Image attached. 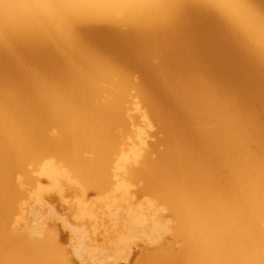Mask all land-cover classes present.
<instances>
[{"label":"bare ground","instance_id":"bare-ground-1","mask_svg":"<svg viewBox=\"0 0 264 264\" xmlns=\"http://www.w3.org/2000/svg\"><path fill=\"white\" fill-rule=\"evenodd\" d=\"M97 2L0 0V39L67 45L57 81L25 91L0 74V264L71 263L55 236L31 240L16 227L24 186L58 172L107 201L114 190L131 199L129 184H143L180 245L161 242L138 264H264L261 0L196 10L218 17L239 49L226 65L163 25L164 9L119 6L165 0ZM96 16L135 22L134 35L116 24L80 26L112 46L111 59L72 42L73 25ZM140 125L158 136L148 150Z\"/></svg>","mask_w":264,"mask_h":264},{"label":"rangeland","instance_id":"rangeland-1","mask_svg":"<svg viewBox=\"0 0 264 264\" xmlns=\"http://www.w3.org/2000/svg\"><path fill=\"white\" fill-rule=\"evenodd\" d=\"M139 129L143 132L148 150L156 143L158 136L154 134V128L140 125ZM132 139L136 141L137 138L133 136ZM61 174L37 177L38 186L31 190L24 186L27 195L20 204L23 207L16 217V227L26 236L29 235V239L42 240L47 235L55 236L70 264H138L161 242L173 244V248L178 249L180 242L168 233L173 227L172 220L166 218L157 202L141 193V182L129 184L131 199L124 198L121 191L114 190L107 193L108 200L112 196L107 201L91 190L83 192ZM51 178L55 179V183ZM119 180L126 181V178L120 176ZM153 223L154 229L151 227ZM93 234L96 237L101 235V238L98 235L100 240L95 239L98 241L96 246V243L90 245ZM80 241L85 245L80 247Z\"/></svg>","mask_w":264,"mask_h":264},{"label":"snow or ice","instance_id":"snow-or-ice-1","mask_svg":"<svg viewBox=\"0 0 264 264\" xmlns=\"http://www.w3.org/2000/svg\"><path fill=\"white\" fill-rule=\"evenodd\" d=\"M108 0H98L91 7L105 9L113 7ZM125 7H151L165 10L161 23L166 27L179 29L190 43L212 64L226 65L233 57L239 55L226 26L215 15L196 16V10L249 9L247 0H165L163 3L144 5H119ZM116 24L125 29L127 35L135 22L122 17L118 20L104 16L86 17L73 25L74 45L88 48L102 59H111L112 46L99 39L94 33L82 29L81 25ZM67 51V45H58L54 50L48 43L34 41L26 37L4 36L0 39V74L6 80L25 91L37 84L57 81L63 74L61 54ZM261 55L264 63V0H261Z\"/></svg>","mask_w":264,"mask_h":264}]
</instances>
